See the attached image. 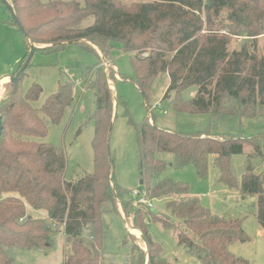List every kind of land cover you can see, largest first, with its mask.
Listing matches in <instances>:
<instances>
[{
    "label": "trees",
    "instance_id": "obj_1",
    "mask_svg": "<svg viewBox=\"0 0 264 264\" xmlns=\"http://www.w3.org/2000/svg\"><path fill=\"white\" fill-rule=\"evenodd\" d=\"M24 28L30 45L46 53L77 44L106 56L113 45L129 54L134 84L141 93L147 117L138 128L139 180L154 205L136 204L132 191L122 189L113 174L111 128L119 98L109 85L113 69L99 67L88 88L96 92L94 113V170L67 181L68 160L63 150L41 142L49 123L59 124L74 101L73 84H62L40 109L32 104L43 89L33 83L24 90L26 70L9 83L0 101V264H19L9 250L51 251L63 232L64 264L103 263V217L117 213L141 238L130 235L131 264H174L162 259V246L154 241L149 224L172 234L177 245L201 264H252L230 251L234 243L249 241L243 220L214 215L188 184L161 179L166 155L178 169L193 166L199 177L209 170L210 159L218 182L243 197L257 196V218L264 230V134L243 138L232 134H185L159 128L148 105L155 82L168 77L162 101H171L176 113L224 118L264 117V0H7ZM11 15V14H10ZM15 25L16 22L11 16ZM18 26V25H17ZM19 28V26H18ZM234 39L245 42L232 49ZM100 60V57H99ZM31 65H28L29 68ZM195 87L196 96L183 93ZM153 119L154 123L149 120ZM247 156L238 181L232 158ZM43 211L33 218L28 208ZM147 246V254L141 247Z\"/></svg>",
    "mask_w": 264,
    "mask_h": 264
},
{
    "label": "rangeland",
    "instance_id": "obj_2",
    "mask_svg": "<svg viewBox=\"0 0 264 264\" xmlns=\"http://www.w3.org/2000/svg\"><path fill=\"white\" fill-rule=\"evenodd\" d=\"M68 1V0H64ZM81 4L84 0H78ZM128 4L137 0H124ZM150 1V0H149ZM245 40L234 39L231 48H239ZM261 44L264 47L262 39ZM99 57L77 44H68L59 52L46 53L37 47L31 65L26 70L23 80L24 90L33 83L39 84L42 95L32 106L40 109L45 101L55 94L59 87L67 81L73 84L74 101L67 108L59 124L49 123L48 135L41 142L52 144L63 150L68 160L67 181L76 180L84 173L94 170V153L92 141L94 137V113L96 111V92L88 89L94 81L89 71L99 67L105 74L113 69L120 76L109 85L119 98L115 103V119L111 128V150L114 155L113 174L115 181L127 191L144 190L139 180L140 151L138 147V128L147 117V109L141 93L136 88L134 70L129 54H125L118 45L109 49L105 55L92 45ZM27 55L26 41L17 25L12 21L7 7L0 1V101L5 97V90L10 79L2 82L5 76L16 75ZM168 77L161 76L154 84L153 95L148 109L159 128L169 129L185 134L200 135L210 131L213 134H232L243 138H252L264 134V117L256 119L224 118L213 122L210 117L188 113H176L171 101L163 102L168 87ZM197 89L192 87L182 95L185 101L192 100ZM161 106V107H160ZM166 112V113H164ZM149 122L154 123L153 119ZM252 152L245 149L244 155L234 156L232 164L238 181L245 171L247 156ZM167 167L161 179H170L178 183L188 184L192 194L199 197L202 205L214 215L239 218L249 241L234 243L230 251L252 264H264V231L257 218V196L243 197L240 190H229L218 182L217 173L210 159L209 170L204 178H200L193 166L178 169L174 165V156L166 155ZM264 165H258L256 173H263ZM133 198V196L131 195ZM160 204L155 203L158 208ZM33 218H46L47 214L28 208ZM126 226L125 220L117 213L105 214L103 217V263L131 264V238L141 235ZM149 232L155 242L162 246V259L174 264H201L194 256L177 245L172 234L160 226L150 223ZM147 254V246L141 243ZM65 240L63 232L56 236L55 248L51 251H23L16 248L9 250L10 256L19 264H64ZM148 257L146 256L147 264Z\"/></svg>",
    "mask_w": 264,
    "mask_h": 264
},
{
    "label": "water",
    "instance_id": "obj_3",
    "mask_svg": "<svg viewBox=\"0 0 264 264\" xmlns=\"http://www.w3.org/2000/svg\"><path fill=\"white\" fill-rule=\"evenodd\" d=\"M8 9V11L10 12L11 16L13 17V19L15 20L16 24L19 26V29L21 31V33L24 35V37L27 38L28 40V36L24 30V28L21 26V24L19 23L17 17H16V14L14 12V9L12 8V6L9 4V2L7 0H0ZM29 41V40H28ZM30 55H29V58L27 60V62L23 65V67L21 68V70L14 76L12 77H9L10 79V82L12 84H14L18 79L19 77L22 75V73L27 69L28 65L30 64V62L32 61L33 59V56H34V53L35 51L37 50V47L35 45H30ZM1 131H2V119L0 117V135H1Z\"/></svg>",
    "mask_w": 264,
    "mask_h": 264
},
{
    "label": "built area",
    "instance_id": "obj_4",
    "mask_svg": "<svg viewBox=\"0 0 264 264\" xmlns=\"http://www.w3.org/2000/svg\"><path fill=\"white\" fill-rule=\"evenodd\" d=\"M132 196L136 204L148 207L149 209L155 208L153 201L149 199L146 191L133 190Z\"/></svg>",
    "mask_w": 264,
    "mask_h": 264
},
{
    "label": "crops",
    "instance_id": "obj_5",
    "mask_svg": "<svg viewBox=\"0 0 264 264\" xmlns=\"http://www.w3.org/2000/svg\"><path fill=\"white\" fill-rule=\"evenodd\" d=\"M7 79H9V76H5L2 82L6 81ZM160 107H161V106H160ZM164 113H166V112H164ZM203 116L205 117V116H208V115H203ZM208 117H209V116H208ZM42 212H43V211H42ZM122 218H123V217H122ZM123 219H124V218H123ZM126 226L129 227L128 224H126ZM137 231H138V230H137ZM263 231H264V230H263ZM139 234L141 235L140 231H139ZM141 236H142V235H141Z\"/></svg>",
    "mask_w": 264,
    "mask_h": 264
},
{
    "label": "bare ground",
    "instance_id": "obj_6",
    "mask_svg": "<svg viewBox=\"0 0 264 264\" xmlns=\"http://www.w3.org/2000/svg\"><path fill=\"white\" fill-rule=\"evenodd\" d=\"M132 231H133L134 233H137V234L139 233V231H137V230H132ZM138 235H139V234H138Z\"/></svg>",
    "mask_w": 264,
    "mask_h": 264
}]
</instances>
